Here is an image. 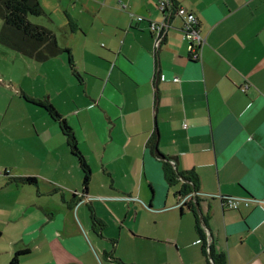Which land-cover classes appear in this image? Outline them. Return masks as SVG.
<instances>
[{"label":"crops","instance_id":"1","mask_svg":"<svg viewBox=\"0 0 264 264\" xmlns=\"http://www.w3.org/2000/svg\"><path fill=\"white\" fill-rule=\"evenodd\" d=\"M159 1L66 0L55 37L75 72L65 52L16 79L0 70V236L18 231L28 252L17 264H211L208 244L213 264H264V0H167L198 20L196 60L175 14L155 46ZM38 102L69 127L86 188L61 123ZM164 161L196 175L194 212ZM226 197L241 203L227 208ZM176 209L185 222L171 221ZM159 212L170 216L154 229ZM55 240L58 252L27 261L31 245Z\"/></svg>","mask_w":264,"mask_h":264},{"label":"trees","instance_id":"2","mask_svg":"<svg viewBox=\"0 0 264 264\" xmlns=\"http://www.w3.org/2000/svg\"><path fill=\"white\" fill-rule=\"evenodd\" d=\"M28 16H47V14L38 0H0V18L2 20L0 43L16 51L22 56L36 62L46 61L49 58L65 52L67 53L69 67L73 72H75L68 48H63L58 44L52 30L44 26L31 23L28 20ZM34 104L44 108L53 119H56L61 123L62 129L66 132L68 137V146L70 147L72 153L77 157L79 167L83 173L82 183L84 188H86L90 180V170L86 160L76 148L75 140L70 134L69 127L50 104H43L41 102ZM152 148L154 149V146H152ZM155 153L159 158H164L157 150H155ZM162 167L165 179L169 185L174 184L179 180L183 181L182 190L185 191H180V194H187L190 191L196 190L197 178L195 174L178 172L166 161L162 163ZM27 180L29 182H34L33 178H28ZM183 206L192 209L190 201H183L181 207ZM195 227L198 234L202 237V231L198 227L197 219ZM202 249L204 250L203 246ZM27 252L28 249L16 251L11 263L17 264L18 256ZM207 255L213 259V257H211L210 246L208 247ZM218 258L220 261L222 260L221 256H218Z\"/></svg>","mask_w":264,"mask_h":264},{"label":"rangeland","instance_id":"3","mask_svg":"<svg viewBox=\"0 0 264 264\" xmlns=\"http://www.w3.org/2000/svg\"><path fill=\"white\" fill-rule=\"evenodd\" d=\"M40 5L43 6L42 8L46 12L47 16H28V20L31 23L38 24L41 26H44L46 28H49L53 31V33L56 35L57 40L59 42H62L63 33H60L61 31L57 29L58 24H60L65 16V4L66 0H63L62 5L60 6L58 4L57 0H38ZM2 26V20L0 18V29ZM0 47L2 49H6L2 44L0 43ZM7 53L0 52V70L6 75L5 77L16 79L17 77H21L23 73H26V65L25 64H31V71L34 72L35 65H38V62H33L29 58H25L21 54L17 53L16 51L8 48L6 49ZM40 78L38 77V80ZM33 173L36 175H39L41 172V169L39 168L38 164L34 163L33 167ZM31 169V170H32ZM40 170V171H39ZM44 172V171H43ZM157 215V216H156ZM170 216V214H162L159 212V214H152L153 217L157 218L158 223L156 225H153V228H159V223L162 219H166L167 216ZM178 209H176L175 212L171 213V221H179V222H185L186 217H178ZM26 219H23L18 224V229H21L25 223ZM164 222H166L164 220ZM15 232V231H14ZM18 233V231H16ZM15 233L16 235L12 238L10 235H1L0 236V264H10L12 261V258L15 254V252L23 248V242L20 239V235ZM27 237V236H26ZM32 254L27 258V261H32L37 259V256H42L43 254L51 253V252H58L59 248H61L60 243L58 241H53L51 243L43 244L37 243V245H31ZM20 257V255L18 256ZM24 258V257H23ZM25 258V259H26ZM29 264H35L34 262H30Z\"/></svg>","mask_w":264,"mask_h":264},{"label":"built area","instance_id":"4","mask_svg":"<svg viewBox=\"0 0 264 264\" xmlns=\"http://www.w3.org/2000/svg\"><path fill=\"white\" fill-rule=\"evenodd\" d=\"M159 9L163 12V18L160 21H149L148 27L154 32V43L157 46L166 29L168 28V19L173 15H177L182 19L181 33L182 40L187 43V48L190 53V58L196 60L200 55V50L205 44V37L201 35L198 29V20L194 13L187 11L183 7H174L167 0H160L158 4ZM136 20L141 22L144 20L142 16H137ZM178 78L174 77L172 81H177ZM248 84H244L240 89L245 92L248 89ZM247 205L246 201H243ZM222 203L225 207L236 209L241 203L239 199L226 197L222 198ZM209 244L206 248L208 251Z\"/></svg>","mask_w":264,"mask_h":264},{"label":"water","instance_id":"5","mask_svg":"<svg viewBox=\"0 0 264 264\" xmlns=\"http://www.w3.org/2000/svg\"><path fill=\"white\" fill-rule=\"evenodd\" d=\"M196 204H198V203H196ZM196 207H197V208H196V209H197V214H198V216H199L200 220H201V221H203V216H202V213L199 211V209H198V206H197V205H196ZM208 259H209L210 263H211V264H213V260H212L210 257H209Z\"/></svg>","mask_w":264,"mask_h":264},{"label":"flooded vegetation","instance_id":"6","mask_svg":"<svg viewBox=\"0 0 264 264\" xmlns=\"http://www.w3.org/2000/svg\"><path fill=\"white\" fill-rule=\"evenodd\" d=\"M189 194H190V192H188L187 194H184V197H186L184 201H187V199L190 198Z\"/></svg>","mask_w":264,"mask_h":264}]
</instances>
